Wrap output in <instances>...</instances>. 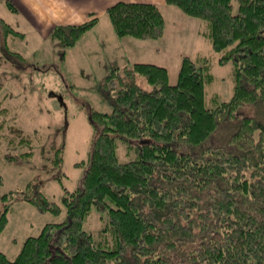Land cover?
<instances>
[{"label": "trees", "instance_id": "16d2710c", "mask_svg": "<svg viewBox=\"0 0 264 264\" xmlns=\"http://www.w3.org/2000/svg\"><path fill=\"white\" fill-rule=\"evenodd\" d=\"M164 1L207 21L203 35L220 62L232 63L230 98L214 95L207 108L213 76L189 57L174 85L162 66L112 67L97 85L110 111H88L93 137L77 187L66 189L60 173V205L39 189L23 197L39 214L64 207L66 219L27 237L14 260L0 252V264H264V0ZM105 14L121 38L164 33L163 14L151 3L118 2ZM97 21L57 25L49 37L72 47ZM8 36L23 34L0 17V41ZM122 144L133 155L124 162L116 155ZM63 147L52 148V164L62 163ZM92 208L106 212L95 242L82 228Z\"/></svg>", "mask_w": 264, "mask_h": 264}, {"label": "rangeland", "instance_id": "374dc122", "mask_svg": "<svg viewBox=\"0 0 264 264\" xmlns=\"http://www.w3.org/2000/svg\"><path fill=\"white\" fill-rule=\"evenodd\" d=\"M164 4L157 6L165 19L164 33L157 39L118 37L104 17L105 21L74 46L62 48L52 38L42 37L29 22H8L24 33L21 38L8 36L5 43L0 41V214L8 207L0 252L9 260H14L24 240L37 236L46 223L66 219L64 207L59 215L39 214L23 197L39 189L60 205L63 191L54 179L60 173L66 189L77 187L93 137L88 111H110L97 85L112 67L122 70L133 63L162 66L167 69L169 84L174 85L183 57H189L198 65H208L207 73L213 76L205 85V106H215L214 95L219 101L230 98L232 63L220 62L221 53L215 52L203 35L207 21ZM135 81L144 90L152 89L142 76H136ZM60 143L64 145L63 161L57 166L51 162L52 148ZM116 155L121 162L133 157L125 154L123 144ZM105 218L106 212L92 208L82 223L94 242Z\"/></svg>", "mask_w": 264, "mask_h": 264}, {"label": "crops", "instance_id": "0c3cea01", "mask_svg": "<svg viewBox=\"0 0 264 264\" xmlns=\"http://www.w3.org/2000/svg\"><path fill=\"white\" fill-rule=\"evenodd\" d=\"M5 1L14 5V12L7 8ZM117 2L165 7L164 0H0V17L7 22H29L42 37H49L54 26L78 25L94 17L98 19L96 27L106 17V9Z\"/></svg>", "mask_w": 264, "mask_h": 264}]
</instances>
